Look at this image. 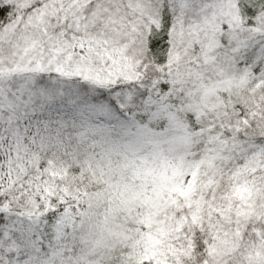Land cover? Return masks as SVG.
<instances>
[{
    "label": "snow or ice",
    "instance_id": "1",
    "mask_svg": "<svg viewBox=\"0 0 264 264\" xmlns=\"http://www.w3.org/2000/svg\"><path fill=\"white\" fill-rule=\"evenodd\" d=\"M0 264H264V0H0Z\"/></svg>",
    "mask_w": 264,
    "mask_h": 264
}]
</instances>
